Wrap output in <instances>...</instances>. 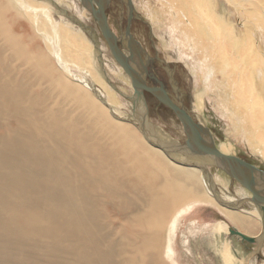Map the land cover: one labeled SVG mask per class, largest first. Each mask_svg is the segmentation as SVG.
Masks as SVG:
<instances>
[{"label": "bare ground", "instance_id": "bare-ground-1", "mask_svg": "<svg viewBox=\"0 0 264 264\" xmlns=\"http://www.w3.org/2000/svg\"><path fill=\"white\" fill-rule=\"evenodd\" d=\"M58 1L0 0V264H179V256L218 264L206 251V240L221 264H243L238 249L221 239L230 234L227 229L206 232L194 218L180 231L183 253L177 237L182 220L201 206L258 237L264 219L257 203L221 195L216 185L228 189L223 178L173 161L138 127L114 119L90 92L91 84L68 77L69 61L84 67L103 90L109 83L96 63L94 28L79 21L89 42L76 26L53 22L51 3L60 7ZM160 1L178 17L179 1ZM79 16L90 18L85 9ZM186 26L185 38L193 39L206 69V87L221 96L234 127L254 129L253 112L242 106H256V97L243 96L233 82L247 77L251 57L231 69L222 60L226 41L214 47ZM174 156L213 165L206 157Z\"/></svg>", "mask_w": 264, "mask_h": 264}, {"label": "rangeland", "instance_id": "rangeland-1", "mask_svg": "<svg viewBox=\"0 0 264 264\" xmlns=\"http://www.w3.org/2000/svg\"><path fill=\"white\" fill-rule=\"evenodd\" d=\"M127 1L109 0L107 4L106 12L110 27L118 34L127 25ZM132 1L134 6L132 33L153 54L156 53L161 57V59H158L160 64L164 65L163 59L169 61L174 80L181 90L186 109L195 120L199 121L198 117L200 116L221 151L236 155L264 169V0H186L189 4L186 3L187 7L184 10L182 4L185 0H176L180 2L178 17H176L177 14L174 13V9L171 8V11H169L170 8L168 10V7L161 8V3L164 1ZM51 5L53 6V10H51L53 22H66L65 24L68 22L70 26H76L79 32L84 33L89 42H92L91 37L73 19L80 21L87 27L94 28L97 39L96 43L93 42L94 50L99 47L96 63L98 62L99 66L104 68L105 76L111 82L108 83L110 86L106 83L104 91L99 83L94 82L89 77L84 67H78V65L69 61L66 63L71 70L67 74L68 77L81 85L85 82L91 84L92 90L90 92L95 97H99L104 104L106 103V107L114 119L138 127V124L131 119L133 112V103L129 99L132 94L131 78L113 58L92 13L84 6L82 0H63L62 3L58 4L60 7L52 3ZM83 8L90 18L79 16L84 10ZM152 12L157 14L156 19L152 17ZM161 13H164L165 16ZM174 17L178 21L172 20ZM186 23L189 25L186 27L192 28L195 35L207 36L206 43H211L214 47L219 46L222 41H226L229 47L225 50L222 60L225 62L224 65L230 64L231 69L235 68L238 62L243 63L251 57V59H248L249 63L244 70L247 77L233 82L244 93L243 96L253 94L256 97V106H251L248 103L246 104L247 107L242 106L247 112L248 109L253 112L254 129L249 128L248 125L245 126L243 123L239 125L240 127H234L221 107L223 105L221 96L218 92H215V89L210 91L206 87L204 79L206 69L198 56L199 50L194 51L193 39L185 38L186 28L184 24L186 25ZM175 27L177 28L175 29ZM55 39L58 40L55 37L53 41ZM161 73L164 74L163 71ZM109 92H112L111 98L107 97ZM241 99H243L242 96ZM156 108V102L151 104V109L149 108L150 124L153 125L152 132L164 141L184 143L187 136L176 114L165 105L159 109ZM197 108L199 111H197ZM240 111L242 110L240 109ZM241 115H243L242 112ZM255 115L257 117H254ZM138 129L140 130L139 127ZM208 171L213 178H223L228 183V189L216 185L221 195L230 194L235 197L234 200L238 201H240L239 197L241 196L249 198L250 201L253 199L254 195L249 189L235 181L234 177H230L220 168L212 165L208 166ZM249 199L246 201H249ZM194 218H199L201 223L199 226L206 232L216 227L227 230L233 227L213 207L201 206L195 208L181 222L176 245L182 253L183 246L182 238L180 241V231L188 226ZM221 239L238 249L241 257H243V264H264V230L258 236V243L244 244L239 238L230 234L222 235ZM204 243L206 251L211 254L210 256L218 264H221V258L217 254L215 256L214 247L210 242L206 240ZM179 257V264H202L200 260L188 261L181 256Z\"/></svg>", "mask_w": 264, "mask_h": 264}, {"label": "water", "instance_id": "water-1", "mask_svg": "<svg viewBox=\"0 0 264 264\" xmlns=\"http://www.w3.org/2000/svg\"><path fill=\"white\" fill-rule=\"evenodd\" d=\"M55 2V1H54ZM84 6L92 13L97 21L100 30L108 43L109 49L115 58L116 62L120 64L126 73L132 79V87L134 90L133 97H129L133 103V112L131 119L138 124L142 134L155 146L161 148L173 161L186 166L202 167L204 171L209 172L208 168L198 163L187 161V159H177L174 154L184 153L188 156L206 157L213 161V165L225 171L230 177L236 178L242 185L248 188L254 195L253 199L259 206L264 219V169L232 154H225L221 152L210 132V130L198 120H195L192 114L185 108L179 106L174 102L168 94L159 88L148 87L142 80L135 74L132 69L130 61H127L126 55L121 51L118 46V40L122 39L124 35L131 39L132 37V22H133V1H127V14L128 23L126 30L123 32L122 37L119 38L116 33L111 29L106 12L107 3L102 6L95 7L94 0H82ZM76 23L79 21L73 19ZM96 43V40H94ZM99 62L102 64L101 60ZM102 67V66H101ZM106 80L110 83V79L106 76ZM144 90L153 93L161 103L165 104L176 114L180 120L183 130L186 133L184 143H170L164 144V141L155 136L151 129L153 125L150 124V114L148 104L144 96ZM139 110L143 115H139ZM142 118V119H141ZM153 135L157 140H153ZM159 139V140H158ZM167 142V141H166ZM223 202V201H222ZM229 232L231 236L238 237L242 243H258L257 236L247 235L236 227H230Z\"/></svg>", "mask_w": 264, "mask_h": 264}, {"label": "flooded vegetation", "instance_id": "flooded-vegetation-1", "mask_svg": "<svg viewBox=\"0 0 264 264\" xmlns=\"http://www.w3.org/2000/svg\"><path fill=\"white\" fill-rule=\"evenodd\" d=\"M94 5L95 7H97L95 3ZM127 23H128V19H127ZM125 30H126V26L120 32V34L116 32L115 33L119 38H121ZM118 44L121 47L124 55H126L127 61H130L132 69L134 70L135 74L142 80V82H144L148 87L159 88L164 90L168 94V96L174 102H176V104L186 109V105L183 101L181 90L179 89V86L174 80V75L171 70L172 68L168 60L163 59L165 66L160 64L158 62V59H161V57L156 53L153 54L142 41L138 40L134 36L133 33L131 39L128 38L125 34L122 39L118 40ZM161 71H163L165 75L162 74ZM133 94H134V90L132 87L131 95ZM144 96L148 104V109L149 108L151 109V104L155 102H156V107L158 109L161 106L165 105L161 103L159 99L148 90H144ZM169 109L171 110V108Z\"/></svg>", "mask_w": 264, "mask_h": 264}]
</instances>
